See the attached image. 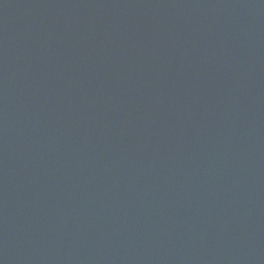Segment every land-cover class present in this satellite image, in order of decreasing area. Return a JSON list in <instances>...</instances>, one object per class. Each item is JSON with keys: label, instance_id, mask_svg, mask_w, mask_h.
<instances>
[{"label": "water", "instance_id": "water-1", "mask_svg": "<svg viewBox=\"0 0 264 264\" xmlns=\"http://www.w3.org/2000/svg\"><path fill=\"white\" fill-rule=\"evenodd\" d=\"M0 264H264V0H0Z\"/></svg>", "mask_w": 264, "mask_h": 264}]
</instances>
